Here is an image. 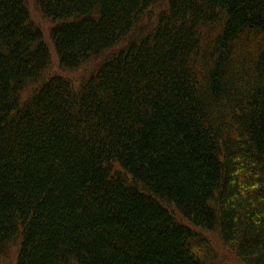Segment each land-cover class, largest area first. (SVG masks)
I'll list each match as a JSON object with an SVG mask.
<instances>
[{"label": "trees", "instance_id": "obj_1", "mask_svg": "<svg viewBox=\"0 0 264 264\" xmlns=\"http://www.w3.org/2000/svg\"><path fill=\"white\" fill-rule=\"evenodd\" d=\"M35 1L66 73L0 0V264H264V0Z\"/></svg>", "mask_w": 264, "mask_h": 264}, {"label": "rangeland", "instance_id": "obj_2", "mask_svg": "<svg viewBox=\"0 0 264 264\" xmlns=\"http://www.w3.org/2000/svg\"><path fill=\"white\" fill-rule=\"evenodd\" d=\"M26 1L29 6L32 20L34 21L36 25L41 27L44 33L45 41L52 53V62L54 64L56 71H58L59 73L65 74L66 72L59 68L60 66L58 62V57H57V54H56V51L54 49V45L52 42L51 27L53 25V22L43 14V12L37 6L35 0H26ZM90 64L88 63L84 66H87ZM84 66H82L79 70H73V73L70 75L71 77L74 78L75 82L80 81V79L90 71L91 66L87 67L86 69H83ZM218 252H219L218 256L220 257L222 262L230 263V264H242L238 260L233 259V257H231V254L226 249L221 248ZM8 264H13V262L11 261Z\"/></svg>", "mask_w": 264, "mask_h": 264}, {"label": "bare ground", "instance_id": "obj_3", "mask_svg": "<svg viewBox=\"0 0 264 264\" xmlns=\"http://www.w3.org/2000/svg\"><path fill=\"white\" fill-rule=\"evenodd\" d=\"M96 64V63H95ZM61 70H65V68L64 67H62V66H60L59 67ZM53 70H54V68H53ZM56 70V69H55Z\"/></svg>", "mask_w": 264, "mask_h": 264}]
</instances>
